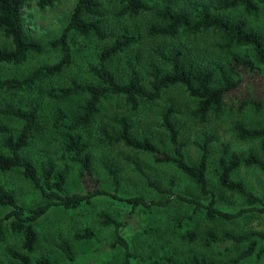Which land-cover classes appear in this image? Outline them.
Instances as JSON below:
<instances>
[{
	"label": "trees",
	"instance_id": "16d2710c",
	"mask_svg": "<svg viewBox=\"0 0 264 264\" xmlns=\"http://www.w3.org/2000/svg\"><path fill=\"white\" fill-rule=\"evenodd\" d=\"M52 1L37 0V3L42 6ZM24 3L25 0H0V66L19 64L30 53L44 50L41 41L24 31ZM233 7H239L244 14L255 15L260 7H264V0H74L67 22L57 36L47 41L49 47L59 50L58 58L38 64L21 76L0 77V92L24 93L33 90L44 78L60 73L71 60L67 41L69 29L82 36L109 40L100 47L95 63L88 65L87 69L94 75L95 81L70 78L66 83L50 85L46 90L48 96L58 99L84 95L71 116L63 108L56 107L51 121V126L58 132L62 150L78 164V178L84 187L82 192L63 191L68 164L56 167L53 160L47 158L36 166L22 152L30 139L42 132L38 103L32 102L28 107H22L8 100L0 101V115L20 119L16 131L0 121V171L20 167L22 175L39 189L43 197L40 203L25 207L17 203L14 194L0 183V205L9 206L0 215V240L7 233H16L19 238L16 245L4 246L8 264H79L70 242L62 236L58 237L56 246L63 252L64 261H52L45 254L31 257L39 239L34 221L52 204L79 212L81 202H89L92 196L103 192L130 205L129 211L122 218L113 217L105 211L98 214L100 225L113 227L111 244L117 243L123 249L120 264H129L131 258H134L136 264H236L243 258H248L243 264H254L264 252L263 229L216 230L206 227L202 232L203 244L216 252L224 253L234 245H244L235 255L218 261L195 252L186 259L178 260L165 247L156 256L137 257L120 234L119 228L135 213L147 212L153 206H165L174 199L191 205L188 214L175 217L171 222V229L187 240L197 237L194 214L198 210H203L202 214L208 220H231L249 213L263 212L264 193L260 195L253 192L242 179L234 178L232 173L241 166L257 168L264 173V124L247 125L236 119L231 125L237 139L257 140L259 152L253 147L237 152L231 150L226 142L220 145L215 183L241 197L243 204L234 209L220 208L216 204L215 191L209 184L207 167L210 142L215 139V135L202 133L201 138L194 141L198 149L197 157L188 161L184 142L179 139L173 121L175 109L172 105L159 112L158 121L166 132L169 149L163 147V142L162 145L158 144L150 132L143 128L137 129L136 122L125 114L111 116L108 123L99 122L96 126V139L99 143L121 145L132 151L147 153L156 163L172 164L194 184L201 197L205 198L204 201L197 196L176 192L173 177H169L164 185L147 172L137 158L131 156H126V161L137 169L149 188L164 194V197H145L139 193L118 195L119 167L105 157H101L99 162L111 180L112 189L106 191L99 188L92 172L90 144L78 130L95 119L101 101L107 97H121L135 109L142 101L155 100L163 88L173 84L182 86L192 97L194 105L190 113L200 121L218 117L226 110L238 112L247 106L262 108L264 81L260 87H254L245 78L259 72L264 74V34L259 28L248 25L244 16L230 17L219 12ZM144 13H150V18L142 28L137 24L124 22L117 24L115 28L108 22L109 19L119 20ZM204 34L212 35V40L204 46L197 44L196 38ZM181 36L185 40H179ZM144 38L172 40L166 44L147 43L149 53L145 57L146 82L142 81L136 66L140 57L139 50L124 59L127 72L119 77L110 67V61L119 53L142 43ZM209 48L211 55L202 57L203 51L206 52ZM153 56L162 62L164 68ZM242 82L247 83L245 93H238L235 89ZM137 131L139 134H136ZM71 238L95 240L96 235L90 226H84L80 230H74Z\"/></svg>",
	"mask_w": 264,
	"mask_h": 264
},
{
	"label": "rangeland",
	"instance_id": "374dc122",
	"mask_svg": "<svg viewBox=\"0 0 264 264\" xmlns=\"http://www.w3.org/2000/svg\"><path fill=\"white\" fill-rule=\"evenodd\" d=\"M73 2L74 0H53L50 4L40 6L37 0H25L22 7L24 31L26 34L41 41L44 44V50L40 53H30L27 59L19 64L0 66V77L7 75L21 76L38 64L51 62L58 58L59 50L49 47L47 41L57 36L67 22L68 13ZM219 12L230 17L244 16L248 21V25L259 28L264 34V7H260L255 15L244 14L239 7ZM148 18H150V13L123 17L119 20L109 19L108 22L112 27L124 22L137 24L142 28ZM178 39L185 40L182 36ZM171 40V38H155L153 40L144 38L142 43L134 45L115 56L109 65L119 77H122L127 72L124 59L139 50L140 57L136 66L142 81L146 82L145 57L149 53L146 47L147 43L163 42L166 44ZM211 40L212 35L204 34L203 36H198L195 42L204 46ZM67 41L70 46L71 60L66 68L56 75L44 78L31 91L24 93L0 92V101L8 100L22 107H28L32 102L38 103V115L42 125V132L35 134L22 152L36 166L47 158L53 160L56 167H60L64 163L68 164L69 170L63 185V191L71 193L84 190L78 178V164L71 160L69 155L62 150L58 132L51 126V121L56 107L63 108L71 116L76 111V104L84 98V95L77 94L66 99H58L48 96L46 90L48 86L64 84L70 78H75L79 81H95L94 75L87 69L88 65L95 63L100 47L109 42V40L82 36L69 29ZM238 50L244 51L242 48H238ZM203 52L202 57L211 55L210 48ZM154 58L164 68L162 62L157 57ZM245 79L251 86L260 87L264 81V74L259 72L255 75H247ZM246 85V82H242L235 89L236 92L245 93L244 88ZM168 105H172L175 109L173 121L178 130L179 139L184 142L183 147L188 161L196 159L198 149L194 141L199 140L202 133L215 135V139L210 142L207 176L211 188L215 191L216 204L223 209H234L242 205L240 196L218 187L215 183L216 159L222 142H226L231 150L237 152H243L249 147L258 150L257 140L237 139L234 136L231 125L236 119L242 120L247 125L264 124V106L259 109L247 106L238 112L226 110L218 117H208L206 120L200 121L190 113V109L194 105L192 97L178 84L163 88L158 98L151 101H142L135 109L131 108L121 97H107L101 101L100 110L95 119L86 127L78 129L83 138L90 144L92 172L96 177L97 186L106 191L112 189L111 180L99 162L101 157H105L119 167L118 195L125 196L139 193L145 197H164V194L157 193L152 188H149L137 169L126 161L125 157L131 156L137 158L143 168L164 185L167 184L169 177H173L175 179L174 190L176 192L197 196L201 200H205L198 193L194 184L184 174L177 171L172 164L156 163L147 153L132 151L121 145L99 143L96 139V126L99 122L108 123L111 116L125 114L136 122L137 129L143 128L150 132L158 144L162 145L164 143L163 147L169 149L166 132L158 123L159 112ZM0 121L11 126L13 131H16L20 124V119L9 115H0ZM136 134H139V131ZM232 176L242 179L245 185L253 192L260 195L264 193L263 171L253 167L241 166L232 173ZM0 183L14 194L17 203L25 207L38 204L43 200L39 189L22 175L21 168L18 166H14L7 171H0ZM8 209L9 206L0 205V215ZM129 209L130 205L127 202L112 197L106 192L92 196L89 202H81L79 212L61 205L52 204L34 221V227L39 239L31 252V257L45 254L52 261H64L63 252L56 246L58 237L62 236L70 242L75 259L79 260V264H120L123 257V249L117 243L111 244L114 237L113 227L111 225H100L98 223V214L101 211H105L113 217L122 218ZM190 211V204L174 199L165 206H153L147 212H137L128 217L126 224L119 228V232L126 239L130 250L137 257L156 256L160 249L165 247L169 248L173 257L178 260L186 259L195 252L223 261L235 255L244 245L240 243L232 246L224 253L216 252L203 244L202 232L206 227H212L216 230L223 228H231L233 230L255 228L264 230V211L249 213L231 220H208L203 216V210H198L194 214L197 237L193 240L182 239L171 229V222L173 218L182 217ZM84 226H90L94 230L95 240L90 238L75 240L71 238V233L74 230H80ZM18 241L19 238L16 233H7L0 240V264H8V256L4 251V246L8 244L16 245ZM247 260L248 258H243L236 264L246 263ZM129 264H136L134 258L130 259ZM254 264H264V252Z\"/></svg>",
	"mask_w": 264,
	"mask_h": 264
}]
</instances>
